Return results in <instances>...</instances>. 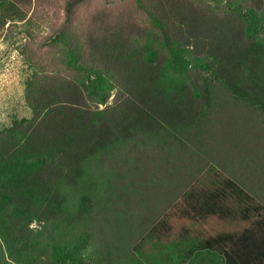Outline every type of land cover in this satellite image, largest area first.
Here are the masks:
<instances>
[{"label": "rangeland", "instance_id": "374dc122", "mask_svg": "<svg viewBox=\"0 0 264 264\" xmlns=\"http://www.w3.org/2000/svg\"><path fill=\"white\" fill-rule=\"evenodd\" d=\"M186 1L209 14H235L247 24L252 17L246 0ZM156 5V0H0V207L8 205L1 193L6 192L7 183L34 168L32 160L24 163L10 156L24 140L16 128L30 123L34 116L29 96L45 80L62 77L75 81L90 95L99 94L101 99L105 95V103L93 99V106L100 110L116 103L117 86L94 56L91 36L98 37L108 27L125 29L136 46L148 47L160 60L164 57L163 76L170 90L190 88L199 61L185 54L189 68L176 69L162 22L155 19L160 17ZM261 15L258 43H264V11ZM204 77L210 83L206 95L218 105L209 109L206 123L196 128L212 134L185 140V148L176 144L172 149H158L155 142L148 141L149 145L136 153L112 158L110 168L99 174L95 197L76 199L71 210L75 212L76 206L78 211L94 210L98 217L95 225L87 230L86 219L56 224L34 220L26 233L34 240L35 261L9 258L0 234L1 263L156 264L151 252L160 242L150 229L170 212L182 190L205 180L212 188L224 190L221 183L231 179L239 186L226 189L221 199L235 200L241 208L252 196L262 206L264 117L255 108L250 109L252 114H241L240 108L223 103L226 88L214 81L212 72ZM199 93L194 92L195 97ZM9 212H14L12 206Z\"/></svg>", "mask_w": 264, "mask_h": 264}, {"label": "trees", "instance_id": "16d2710c", "mask_svg": "<svg viewBox=\"0 0 264 264\" xmlns=\"http://www.w3.org/2000/svg\"><path fill=\"white\" fill-rule=\"evenodd\" d=\"M156 1L160 20L155 19L162 22L176 69L182 72L189 68L185 54L199 61L190 88L170 90L163 76L164 57L160 60L148 47L136 46L125 29L113 27L96 38L91 36L90 43L100 67L112 75L117 86L114 105L100 110L93 106V99L98 97L105 103V95L102 99L99 94L90 95L75 81L62 77L45 80L29 96L34 116L30 123L23 122L16 128L24 134V140L13 147L16 150L10 156L24 163L32 160L34 168L14 177L7 183L6 192H1L8 205H1L0 234L14 261H35L34 240L26 233L34 220L56 224L86 219L87 230L95 225L98 217L94 210L78 211V206L75 212L71 210L76 199L95 197L99 174L110 168L112 158L136 153L141 146L147 147L148 141L155 142L158 149H172L176 144L185 148V140L212 134L196 128L206 123L209 109L218 105L206 95L210 83L205 74L212 72L214 81L226 88L228 95L223 103L240 108L241 114L255 108L264 117V43L257 40L263 27L264 0H246L252 10L248 24L235 14L203 12L186 0ZM194 92L200 93L195 97ZM221 185L224 190L216 189L239 186L231 179ZM190 186L150 229L157 239H168L171 233H189L190 219L201 213V196L213 187L209 180ZM250 197L242 207L245 218L263 215L264 204ZM205 203L209 205L206 209L216 207V201Z\"/></svg>", "mask_w": 264, "mask_h": 264}, {"label": "crops", "instance_id": "0c3cea01", "mask_svg": "<svg viewBox=\"0 0 264 264\" xmlns=\"http://www.w3.org/2000/svg\"><path fill=\"white\" fill-rule=\"evenodd\" d=\"M223 192L214 187L200 193L201 213L190 219L189 233L158 239L151 252L156 264H264V216L245 218L235 200L222 202ZM215 201L216 207L205 208Z\"/></svg>", "mask_w": 264, "mask_h": 264}]
</instances>
